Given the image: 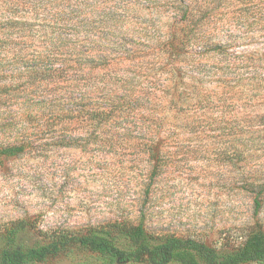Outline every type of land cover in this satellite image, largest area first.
Returning a JSON list of instances; mask_svg holds the SVG:
<instances>
[{
	"label": "rangeland",
	"instance_id": "374dc122",
	"mask_svg": "<svg viewBox=\"0 0 264 264\" xmlns=\"http://www.w3.org/2000/svg\"><path fill=\"white\" fill-rule=\"evenodd\" d=\"M38 1L17 11L33 55L3 58L56 70L3 87L0 64V144L26 145L0 161V251L16 222L20 245L117 221L217 248L264 229V0Z\"/></svg>",
	"mask_w": 264,
	"mask_h": 264
},
{
	"label": "trees",
	"instance_id": "16d2710c",
	"mask_svg": "<svg viewBox=\"0 0 264 264\" xmlns=\"http://www.w3.org/2000/svg\"><path fill=\"white\" fill-rule=\"evenodd\" d=\"M35 3L36 0H0V58L2 59L0 64L11 69L9 73L15 76V79H11L12 82L3 79L1 82L3 87H9L20 76L35 79L38 74L42 76L56 70L48 66L49 62L42 63L39 68H36L35 63L39 60L44 62L45 59L54 57L47 52L39 53L38 55H41L39 60L35 58L24 64V61L22 63L16 60L8 62L3 58L9 55L22 58L33 55L25 36L27 27L31 24L30 19L33 17L29 14H26L27 16L17 14V11L25 7L24 5L35 6ZM22 64L23 66H20ZM14 66L20 67L13 68ZM20 91L29 95L33 90L32 87L30 89L25 87L18 92ZM25 108L19 107L18 111L9 110V113L25 115ZM25 149L26 145L22 142L0 144V161L4 156L16 155L24 152ZM259 206L260 202L257 200V207ZM21 223L16 222V225L7 229L9 243L0 251V264H41L70 249H75V246L98 255L96 259L106 264H243L264 261V229L262 227L251 228L245 241L237 247L217 248L195 238L151 232L143 223L132 224L123 221L90 227L78 234L59 232L34 244L20 245L16 244V238L20 231L17 224Z\"/></svg>",
	"mask_w": 264,
	"mask_h": 264
}]
</instances>
